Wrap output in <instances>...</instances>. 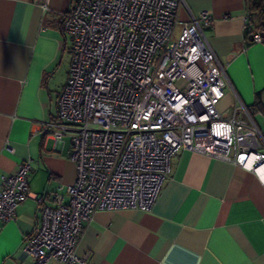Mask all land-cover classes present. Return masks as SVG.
Segmentation results:
<instances>
[{
  "label": "built area",
  "instance_id": "2783aa9c",
  "mask_svg": "<svg viewBox=\"0 0 264 264\" xmlns=\"http://www.w3.org/2000/svg\"><path fill=\"white\" fill-rule=\"evenodd\" d=\"M178 8V0H73L63 14L71 61L57 118L43 130L70 138L68 200L32 193L29 161L0 177V228L25 199L38 203L21 248L32 264H89L75 253L83 221L97 210L151 211L180 148L238 164L264 185V136L251 110L241 104L245 117L234 107L226 118L218 108L227 80L205 34L214 19L200 11L177 31ZM252 33L262 42L257 25Z\"/></svg>",
  "mask_w": 264,
  "mask_h": 264
},
{
  "label": "crops",
  "instance_id": "0c3cea01",
  "mask_svg": "<svg viewBox=\"0 0 264 264\" xmlns=\"http://www.w3.org/2000/svg\"><path fill=\"white\" fill-rule=\"evenodd\" d=\"M72 1L0 0V177L29 161L30 191H57L64 202L76 178L70 138L43 128L57 118L68 77L71 38L61 19ZM178 1L177 31L200 11L214 19L205 34L226 72L220 113L237 107L245 117L243 104L264 136V43L245 40V0ZM37 221L38 203L27 198L1 224L0 264L33 263L21 248ZM75 253L89 264H264V185L238 164L180 148L151 211H95Z\"/></svg>",
  "mask_w": 264,
  "mask_h": 264
},
{
  "label": "trees",
  "instance_id": "16d2710c",
  "mask_svg": "<svg viewBox=\"0 0 264 264\" xmlns=\"http://www.w3.org/2000/svg\"><path fill=\"white\" fill-rule=\"evenodd\" d=\"M249 15L246 29L245 40L250 42L253 40L252 29L257 25V30L261 35L262 42L264 43V0H245ZM256 105H260V93L256 94Z\"/></svg>",
  "mask_w": 264,
  "mask_h": 264
},
{
  "label": "clouds",
  "instance_id": "9594fccd",
  "mask_svg": "<svg viewBox=\"0 0 264 264\" xmlns=\"http://www.w3.org/2000/svg\"><path fill=\"white\" fill-rule=\"evenodd\" d=\"M262 182H264V176L261 177Z\"/></svg>",
  "mask_w": 264,
  "mask_h": 264
},
{
  "label": "snow or ice",
  "instance_id": "6c2138e0",
  "mask_svg": "<svg viewBox=\"0 0 264 264\" xmlns=\"http://www.w3.org/2000/svg\"><path fill=\"white\" fill-rule=\"evenodd\" d=\"M243 160V158H241Z\"/></svg>",
  "mask_w": 264,
  "mask_h": 264
}]
</instances>
